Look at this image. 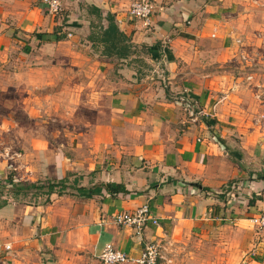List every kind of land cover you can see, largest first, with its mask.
Returning <instances> with one entry per match:
<instances>
[{
	"label": "crops",
	"instance_id": "0c3cea01",
	"mask_svg": "<svg viewBox=\"0 0 264 264\" xmlns=\"http://www.w3.org/2000/svg\"><path fill=\"white\" fill-rule=\"evenodd\" d=\"M135 1L62 0L53 16L39 0H0V83L17 66L33 105L43 89L76 103L72 126L28 137L17 123V153H0V185L13 172L71 186L49 204L0 195V244L12 246L0 264H99L108 244L133 260L158 245V264H264V85L229 67L258 52L264 68V0H150L149 27L129 15ZM109 17L127 58L97 41ZM107 183L126 192L77 191ZM143 206L158 225L116 223Z\"/></svg>",
	"mask_w": 264,
	"mask_h": 264
},
{
	"label": "rangeland",
	"instance_id": "374dc122",
	"mask_svg": "<svg viewBox=\"0 0 264 264\" xmlns=\"http://www.w3.org/2000/svg\"><path fill=\"white\" fill-rule=\"evenodd\" d=\"M261 2H259L255 6H261ZM238 43L241 44L240 41H238ZM253 53L254 52H251L249 54L248 52L247 59L241 57L242 62L245 64L244 68L238 67L239 64L236 63L235 61L231 62L229 67H231L232 71L239 70L243 75L242 77L244 78V82L251 84L259 83L264 85V68L262 69V71L258 72L259 66L257 65V63H255L254 60L250 61V59L255 58L254 57L255 55L257 56L259 55L257 52L253 56ZM262 53H263L262 55H264V52ZM16 69L17 66L6 68V78H5L6 82L0 83V153H5V152H11V154L17 153V137H18L17 130H19L17 129V123H19L20 126L19 133L24 134L26 136L28 135V137L31 136L30 134L33 135L35 131L41 133L42 135H45L46 133L52 134L51 130H54L53 127L67 128L68 125L72 126L69 123L71 122L69 121V117H67V115L64 116V111L72 112L76 103H73L72 99H68L67 101V99L66 100L61 99L58 96H55V98L46 99L44 96H46L45 94L47 92L45 89H43L42 91L38 92V94L42 96H40V98H38L35 101V105H33V101L32 103H30V100H26L24 98L26 96L24 97L21 96V94H25V93L27 94L26 88L29 87V84L28 82H23V83L17 82V71L15 72ZM20 75L26 77V74H20ZM251 77H253V79H251ZM17 88H20L22 93L21 92L17 93ZM48 93L49 95L57 94L56 91L55 92L50 91ZM66 102L68 103L69 108L64 107L65 105H63L62 108V103L65 104ZM35 110H37L38 112L35 113ZM51 110H53L54 113H52ZM31 112L34 113H32V116L30 117L29 114ZM88 116L91 117L90 115ZM70 118L71 120H73V115ZM76 118L77 117H75L74 119ZM56 136L58 137V135ZM58 138H59L58 140L61 139V137ZM46 200L47 198L45 196H42L41 199H39L38 201L31 199V196H29L26 199V201L28 202H33V203L38 202L42 204H44ZM99 264H103V263L99 262Z\"/></svg>",
	"mask_w": 264,
	"mask_h": 264
},
{
	"label": "built area",
	"instance_id": "2783aa9c",
	"mask_svg": "<svg viewBox=\"0 0 264 264\" xmlns=\"http://www.w3.org/2000/svg\"><path fill=\"white\" fill-rule=\"evenodd\" d=\"M47 9L48 13L53 16H58L63 12L62 0H39ZM129 15L133 20H139L146 27L151 26L152 18L155 15V6L150 0H137L131 4ZM11 152H5V156L10 158ZM254 222L264 229V214L255 218ZM116 223L120 226H129L139 231H142L148 224L158 225L159 221L155 218L149 206H143L138 210L130 213H120L116 216ZM3 247V248H2ZM11 244H0L1 249L11 250ZM161 250L158 245H150L146 248L141 258L137 260L131 259L126 253L117 249L113 244L105 246L100 260L103 264H126L135 261L137 264H158L162 259Z\"/></svg>",
	"mask_w": 264,
	"mask_h": 264
},
{
	"label": "trees",
	"instance_id": "16d2710c",
	"mask_svg": "<svg viewBox=\"0 0 264 264\" xmlns=\"http://www.w3.org/2000/svg\"><path fill=\"white\" fill-rule=\"evenodd\" d=\"M109 26L107 30L103 32L97 41L103 44L106 49V54L110 56H117L118 58H127L132 55V51L128 50L129 38H127L117 27L115 20L112 17L108 18ZM14 173H10L8 176V181L5 185L0 186V195H7L14 200L24 201L29 196L31 199L38 201L42 196H45L47 200L44 204L51 203V196L53 194H58L59 196L65 195L71 189L67 180L57 181V180H45L38 181L35 183L26 181H17ZM264 178V176H261ZM103 188L109 194L125 193L126 189L122 185L117 184H106L101 187H97L98 190H86L85 188H77L79 194L86 198H91L96 194H100ZM31 193V194H30ZM38 204V202H35Z\"/></svg>",
	"mask_w": 264,
	"mask_h": 264
}]
</instances>
